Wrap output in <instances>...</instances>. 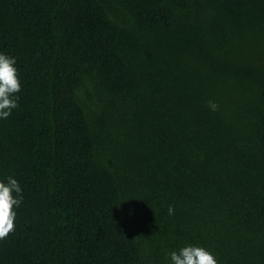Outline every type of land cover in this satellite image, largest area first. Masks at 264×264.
I'll use <instances>...</instances> for the list:
<instances>
[{
	"label": "trees",
	"instance_id": "trees-1",
	"mask_svg": "<svg viewBox=\"0 0 264 264\" xmlns=\"http://www.w3.org/2000/svg\"><path fill=\"white\" fill-rule=\"evenodd\" d=\"M0 51V264H264V0H0Z\"/></svg>",
	"mask_w": 264,
	"mask_h": 264
},
{
	"label": "clouds",
	"instance_id": "clouds-1",
	"mask_svg": "<svg viewBox=\"0 0 264 264\" xmlns=\"http://www.w3.org/2000/svg\"><path fill=\"white\" fill-rule=\"evenodd\" d=\"M15 56L0 51V121L7 120L14 109L19 107V93L22 82L16 67ZM209 107L215 111L217 104L208 102ZM23 200L20 182L8 175L0 179V240H4L15 230V221L18 209ZM134 210L130 209L129 214ZM169 215L174 213V208L169 205ZM167 264H218L215 253L200 244L186 243L177 249L165 254Z\"/></svg>",
	"mask_w": 264,
	"mask_h": 264
}]
</instances>
